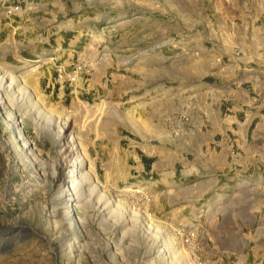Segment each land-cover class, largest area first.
Masks as SVG:
<instances>
[{
    "label": "crops",
    "instance_id": "crops-1",
    "mask_svg": "<svg viewBox=\"0 0 264 264\" xmlns=\"http://www.w3.org/2000/svg\"><path fill=\"white\" fill-rule=\"evenodd\" d=\"M94 2L0 0V56L8 63L52 57L41 67L39 84L63 104L73 98L88 103L118 99L130 91L139 94L140 82L121 73L131 59L122 56L124 51L158 54L163 63L149 74L163 72L171 79V69L178 70L172 86L150 77L153 88L148 92L166 97L170 115L178 114L193 95L183 133L144 143L118 136L116 144L128 166L125 180L157 195L151 211L164 224L156 234L142 221L116 239L136 243L133 251L139 250L147 264H175L173 252L179 264H189L176 251L180 241L171 229L199 224L207 264H264V16L263 23L254 26L246 24L253 20L245 15L239 16V25L224 15L233 31L202 28L173 42L171 31L157 32L153 19L138 27L131 21L125 28L121 15H109L110 1L103 0V18ZM7 6L19 10L8 15ZM89 43L95 54L103 55L95 68ZM176 58L178 63H173ZM76 62L84 67L77 81L58 82L55 67L70 71ZM205 65L211 68L208 74L201 73ZM96 154L99 160L110 157L109 147Z\"/></svg>",
    "mask_w": 264,
    "mask_h": 264
},
{
    "label": "rangeland",
    "instance_id": "rangeland-1",
    "mask_svg": "<svg viewBox=\"0 0 264 264\" xmlns=\"http://www.w3.org/2000/svg\"><path fill=\"white\" fill-rule=\"evenodd\" d=\"M92 1H98L94 3L100 5L103 18V0ZM107 1L109 15H121L125 28L131 21L137 27L147 25L150 18L157 32L171 31L173 42L202 28L233 31L224 15L233 18L234 25L245 15L253 20L246 24L254 26L263 23L264 16V0ZM144 43L141 37L139 44ZM88 51L95 54L92 43ZM129 52H123L131 59L121 73L140 82L139 94L130 91L118 99L88 103L73 98L64 104L40 88L41 67L52 57L39 63H8L0 56V264H147L139 250L133 251L136 243L116 237L140 227L142 221L149 225L148 232L157 234L156 228L164 223L151 211L157 195L125 180L128 166L116 148L117 138L144 143L171 136L168 120L174 114H169L162 93L148 92L153 88L149 78L172 86L179 74L176 68L171 69V79L163 72L149 74V69L162 65L159 55ZM97 57L103 55L96 52L92 68ZM210 72L208 65L201 68L202 74ZM71 137L82 161L75 168ZM106 147L110 157L99 160L96 152ZM126 187L129 193H121ZM176 227L171 233L179 240ZM176 251L192 264L180 243ZM171 259L179 264L174 252Z\"/></svg>",
    "mask_w": 264,
    "mask_h": 264
},
{
    "label": "built area",
    "instance_id": "built-area-1",
    "mask_svg": "<svg viewBox=\"0 0 264 264\" xmlns=\"http://www.w3.org/2000/svg\"><path fill=\"white\" fill-rule=\"evenodd\" d=\"M6 8V13L8 15L14 14V12L19 9L18 6H7ZM50 60H53V58H50ZM82 71L83 67L77 62L72 65L70 71H65V69L60 65L55 67L56 79L60 83L64 81L68 84L75 83L78 79V75ZM190 98L191 100H187L184 103L182 110L178 114L170 116L168 120L171 137H178L185 129L184 125L188 122V110L192 107V102L194 101L193 95ZM200 228L201 225L194 224L189 227L177 226L174 230V233L178 236L180 244L192 264H207L203 258V239Z\"/></svg>",
    "mask_w": 264,
    "mask_h": 264
},
{
    "label": "bare ground",
    "instance_id": "bare-ground-1",
    "mask_svg": "<svg viewBox=\"0 0 264 264\" xmlns=\"http://www.w3.org/2000/svg\"><path fill=\"white\" fill-rule=\"evenodd\" d=\"M71 143H72V146L74 147V151H75L74 157H73V165H74L73 168H75L77 165L81 164L82 161H81L80 155L78 154L77 146H76L72 137H71ZM73 170L74 169H72L71 172H73ZM70 174H72V173H70ZM129 191H130L129 187H126V188H123L120 190L121 193H126V194L129 193Z\"/></svg>",
    "mask_w": 264,
    "mask_h": 264
}]
</instances>
